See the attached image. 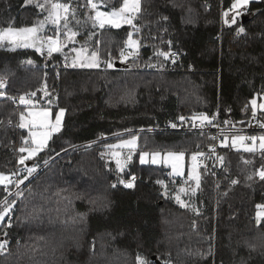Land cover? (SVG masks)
<instances>
[{"label":"trees","instance_id":"16d2710c","mask_svg":"<svg viewBox=\"0 0 264 264\" xmlns=\"http://www.w3.org/2000/svg\"><path fill=\"white\" fill-rule=\"evenodd\" d=\"M82 1L61 0L74 8L69 19L79 21L73 24L81 30L78 39L106 47L99 67L70 66L69 48L49 56L31 47L0 46V77H6L0 172L13 179L8 192L0 185V201H15L0 221V241H7L0 264H137L138 255L148 264H264V218L254 220L264 204L260 148L238 149L228 137L219 146L223 162L217 170L210 152L198 162L197 188L187 174L174 177L163 165L140 163V149L119 170L106 147L146 135L188 156L207 152L210 134L141 129L201 114L225 126L246 125L253 117L251 101L264 99V0L250 1L236 23L223 20L233 0H141L134 20L139 31L128 24L93 27ZM101 1L105 10L123 2ZM42 17L35 4L0 0V29L30 27ZM240 27L245 31L238 34ZM129 32L139 49L121 60ZM21 95L33 103L21 104ZM31 107L49 109L52 118L64 112L60 131L20 164L25 153L19 149L32 146L29 130L19 127L20 113ZM255 117L264 121V111ZM27 161L36 169L32 176ZM16 180H23L17 190ZM130 181L133 187H126ZM187 187L188 193L180 191Z\"/></svg>","mask_w":264,"mask_h":264},{"label":"snow or ice","instance_id":"6c2138e0","mask_svg":"<svg viewBox=\"0 0 264 264\" xmlns=\"http://www.w3.org/2000/svg\"><path fill=\"white\" fill-rule=\"evenodd\" d=\"M250 0H233V3L231 5V8L224 12L223 15L226 18L225 23H228L229 20L227 19L229 16V12H233L234 14L231 16V22L236 23V17L241 15L242 11L247 7ZM35 4V6L41 11L47 10L48 15L45 18L44 21H40L38 24H34L30 27H21V28H15L11 25L8 27H5L3 29H0V42H3L7 40L9 43L13 44L15 47H35L38 52L44 51L45 47H47L48 55L51 56L54 52H61L64 47V41L61 40L62 33L60 32V25L61 21H64L63 27L67 29L63 33L65 37H67L68 40L73 39L75 37L76 33L72 32L71 29L68 26L67 20L69 13L72 14L73 18L75 17V11L71 8L70 3H62L61 0H44L43 3L40 2V0H25V6ZM87 4L90 6V8L94 11L95 15L91 16L90 18L93 20V27H96L97 25L100 28H104L106 25H110L115 28H119L121 24H128L131 25L136 31H139V29H136V25L134 24V20L136 17L141 13L142 7H141V0H123L119 8H112L111 11H101L99 10L98 4L95 2V0H87ZM164 19H167L164 17ZM50 23L52 25L56 26V33L54 36H42L41 33L44 31L45 24ZM245 29L243 27H240L238 29V34L243 33ZM126 48L129 49H138V41L133 39V33H128V39L125 43ZM14 50V48H13ZM73 51H76L73 49ZM133 53L130 52L129 55H132ZM165 56V58H168L169 53H161ZM173 56L175 54H172ZM77 56L79 57V53H77ZM121 57L124 60H127V56H124L123 51H121ZM73 66H76V61L73 62ZM80 67H99V58L97 53L93 52L91 55V60L88 63L81 62L79 64ZM108 67H112V63L108 62ZM6 83V77H0V89H3ZM6 93L4 91H0V97L5 96ZM32 96H35V93H32ZM12 99H15L14 97ZM21 104H32L33 101L26 99L24 95H21L19 97ZM252 104V112L253 116H256L257 109L264 111V103H261L257 105V101L253 99L251 101ZM64 110L61 109L59 113L56 115V122L55 124H51L48 121V111H42L39 113H33L29 112V116L32 117L31 121H26L24 113H20V120L21 123L19 124V127L21 128H27L29 127V123H31L32 127H36L37 124L41 128H47L50 129L49 131H43V132H32L30 131V136L32 137V144L34 147H21L19 151L21 153L27 152V156H21L19 159L20 164H24L25 160L31 159L33 156H36L38 152H40L44 147L47 146V141L50 139L51 134L54 132L60 131L61 126V116L63 115ZM181 121L185 119V117L179 118ZM196 119L200 120L201 126H203L204 123H212L213 121L209 119L207 115L201 114L199 118L193 117V120ZM225 123H228V121H225ZM175 127L176 125H172ZM195 126V124H194ZM261 127L264 128V124H261ZM257 139H259V147L262 151H264V135L257 138L256 136L251 137H243V136H232V146L236 147L238 142L244 147L245 151L253 152L255 151V144ZM228 140V137L225 136L224 141H222V144H226V141ZM245 140H251L252 146L246 145L244 142ZM28 143V139L25 138V144ZM136 137L133 136L129 140H122L119 145H106L109 149H114L117 147H126L130 150H135L136 148ZM210 151L214 154L215 149L211 148ZM113 157H119L121 154L118 152H112ZM148 155V153H141L140 159L141 163H146L145 157ZM159 153H153L152 154V163H159L160 161L156 159L157 156H159ZM184 153L174 154V153H168V156H174L177 161H179L183 157ZM204 156V153L197 152L193 153V160L195 161L197 157ZM128 159H131V155L128 156ZM221 160V163L223 162V158H219ZM117 167L120 170H123V167L125 166L126 161H122L121 159H116ZM36 169L28 168L27 171L29 175L33 173ZM173 171L179 173V167L177 164L173 165ZM15 174H13L14 176ZM257 175L259 176L260 180L264 181V167H262L260 170H258ZM190 176L196 180L197 188L199 187L200 183V177L199 175H193L190 173ZM28 177H24V180H27ZM251 179V177H249ZM132 180H135V177L132 178ZM238 181L232 180L231 183L236 184ZM13 183V179L9 176L4 175L3 173H0V185L4 186V190L6 192L9 191L8 185ZM17 187L23 183V180H16L15 181ZM120 183H125L124 181H120ZM159 184H163V181H157ZM126 187H133V183L127 182L125 184ZM181 192H184L185 189L181 188ZM193 192L196 191V189H192ZM16 196L22 195L21 192L17 191L15 193ZM177 202H179L182 206H187L184 201L181 199L179 195L176 196ZM4 205L3 211L0 212V221H2L8 213L11 211L13 205L15 204V201L13 200L12 203H8L7 199L4 201H0ZM258 208L264 209V205H258ZM264 215L262 212L257 213L258 220L257 222H260V217ZM11 227V223L8 225ZM7 251V241H0V253H5ZM137 264H148V261L139 255L137 256Z\"/></svg>","mask_w":264,"mask_h":264},{"label":"rangeland","instance_id":"374dc122","mask_svg":"<svg viewBox=\"0 0 264 264\" xmlns=\"http://www.w3.org/2000/svg\"><path fill=\"white\" fill-rule=\"evenodd\" d=\"M84 1L85 0H83L82 2H84ZM250 1H252V0H250ZM95 2L98 4L99 10H101V11H111V10H105L104 9L105 3H103V1H101V0H95ZM88 8L89 9H87V11H86V18H87V20H89L91 22V24H93V20L90 17L91 16H94L95 13L90 8V6ZM73 10H74V8H73ZM243 11H242L241 15H245V13ZM42 14H43L42 19H39V21L36 24H38L40 21H44L45 18L47 17V15H48V12L47 11H43ZM233 14H234L233 12H229V16L227 18L229 21H231L230 18H231V16ZM241 15H239V16L241 17ZM69 17H70V13H69L68 20H67L68 26H69V28L71 29L72 32H75L76 33V35L71 40H68L67 37H65L64 35L61 36V40L64 41L63 50H64V48H69V56H68V63H69V65L70 66H73V62L74 61H76V66H73V67H78L77 65H79L81 62H83V63L90 62L91 55H92L93 52L97 53L98 58H99V65H100L101 64L100 61H103L105 59V55H106L107 52L105 53V51L103 49H106V47L104 45H101L102 48H99L98 49V47H101L100 44H98V46H94L87 39H78V34H79V32L81 30L80 29H78V30L74 29L75 26L73 24L76 25V24L79 23V21H78V23L77 22L75 23L74 22V19L73 18L69 19ZM225 19L226 18L223 15V20L225 21ZM63 24H64V21L62 20L61 21V25H60V32L61 33L62 32L64 33L65 31H67V29H65L63 27ZM121 25H123V24H121ZM50 28H55L56 29V26L55 25H52L50 23H46L45 24L44 31L41 33V35L42 36H45V37H47V36H54L56 31L53 32L54 30H52ZM90 37H91V34L88 35V38H90ZM133 39L136 40L135 38H133ZM138 44H139V42H138ZM0 46H7L8 48H17L13 44L9 43L7 40H5L3 42H0ZM31 48L36 50L35 47H31ZM73 49H75L76 51H73ZM138 49H139V46H138ZM138 49H129V48H127L124 51L123 50H121V51H123L124 56H134L137 53ZM46 50H47V47H45L44 51H42L43 54H44V52ZM121 51H120V54H121ZM126 51H128V53H126ZM130 52H132L133 54L132 55H129ZM77 53H79V57L77 56ZM121 60H124V59H122V57H121ZM108 62L109 61L106 62L107 65H108ZM90 68H92V67H90ZM0 91H4V89H0ZM1 98L2 97H0V99ZM254 99L257 101V105H259L261 103H264V99L263 100H260V101L257 98H254ZM45 110H47L48 113H49V115H48V121L51 124H55V122H56V115H57V113L60 112V110H58L57 113L55 114V117L52 118L51 117V112L47 108H35V107L27 108L26 109V113L24 114L26 121H31V119H32V117L29 116V112L39 113V112H42V111H45ZM258 111H259V108L257 109V112ZM62 117H63V115L61 116V120H62ZM27 129L29 130V134H30V131L39 133V132L49 131L50 130V129H47V128H41L39 126V124H37L36 127H32L31 123H29V127H27ZM232 136H240V135H232ZM132 137L120 139V140L112 143L111 145H119L122 140H129ZM135 137H136V145H137L136 148H135V150H130V149L126 148V147H123V148L117 147V148H114V149H109V151H108V158L110 160H112L115 163L116 166H117L116 159L119 158L122 161H126V163H125V165H126L128 163V161L131 160V159L130 160L128 159V156L131 155V158H132L134 151H136V149L137 150L140 149V155H139V161H140V163H141V159H140L141 153H148V155L145 157V160L147 162L144 163V164L163 165V166H165L166 168L169 169V173H170L171 176H174V177H183L185 174H187V176H189V178H192L190 176V173H192L193 175H199L198 157H197V159L195 161L193 160V153H197V152L190 153L187 156L184 151L177 150V149H173L171 147H169V148L163 147L162 145H160L158 143H155L151 139L146 138L147 137L146 135H144L142 137H139L138 135H135ZM231 137L229 138V141L232 144ZM30 139H31V142H32V137L31 136H30ZM223 141H224V139H223ZM252 143L253 142L250 141L249 143L246 142L245 144L248 145V146H252ZM256 143L258 145L257 147L260 148L259 147V140H257ZM31 147H34V145L32 144ZM236 147L238 149H244V147L239 142H238V144H237ZM112 152H118L121 155L119 157H113ZM181 152L184 153V155H183V157L179 161H177L174 156H168V153L179 154ZM153 153H159L160 154L159 156L156 157V159L160 161L159 163H152L151 162L152 161V158H153L152 157V154ZM27 155H28V153L25 152L24 156H27ZM27 160H29V159H27ZM31 164H32L31 161H27V163L25 165H28L27 168H31L30 167ZM174 164H177L178 165V167H179V173L173 171V165ZM219 165H220V163H219ZM3 174L12 178V175L11 174H7V173H3ZM27 176H30L29 173L27 174ZM193 181L196 182L195 179H193ZM19 187L20 186L16 187V190ZM189 190H190L189 187L185 188L186 193H188ZM262 205H264V204H262ZM258 212L264 213V209L258 208L256 210V213H255V216H254L255 222H257V220H258V217H257V213ZM262 218H264V215H262L259 219L261 220ZM46 235L49 237L50 236V233H47ZM64 238L66 240H69L70 241V236L64 235Z\"/></svg>","mask_w":264,"mask_h":264},{"label":"built area","instance_id":"2783aa9c","mask_svg":"<svg viewBox=\"0 0 264 264\" xmlns=\"http://www.w3.org/2000/svg\"><path fill=\"white\" fill-rule=\"evenodd\" d=\"M45 55H48L47 50L44 52ZM171 53L169 54V58L172 59L174 56ZM176 125L173 127L172 125L164 127H152V128H142V131H151L153 133H160L162 131H177L182 134H192V135H202L205 133L210 134L213 144L209 147L208 151L200 150V152L204 153V156L206 153L210 152L211 156L213 157V165L214 170H217L220 163V152H219V146L222 144L221 142L227 137H231L232 135H240L243 137H251L256 136L259 138L260 136L264 135V128L261 127V124H264V121L257 119L256 117H251L246 125H235V126H225L221 125L218 121V119L212 123H204L203 126H201L200 120L196 119L195 121L192 120H186L181 121L177 120L173 123ZM195 124V126H194ZM140 130V131H141ZM259 140V139H257ZM251 140H245V143H249ZM214 148L215 153L213 154L210 149ZM204 156L198 157V162H202Z\"/></svg>","mask_w":264,"mask_h":264},{"label":"water","instance_id":"95a60500","mask_svg":"<svg viewBox=\"0 0 264 264\" xmlns=\"http://www.w3.org/2000/svg\"><path fill=\"white\" fill-rule=\"evenodd\" d=\"M244 18H245V15H241V19H242V21L244 20ZM160 203H161V201H160ZM151 259L157 260V258H156L155 255H152V256H151ZM157 263H159V261H157Z\"/></svg>","mask_w":264,"mask_h":264},{"label":"crops","instance_id":"0c3cea01","mask_svg":"<svg viewBox=\"0 0 264 264\" xmlns=\"http://www.w3.org/2000/svg\"><path fill=\"white\" fill-rule=\"evenodd\" d=\"M255 146H256V147L258 146L257 143L255 144ZM256 147H255V148H256Z\"/></svg>","mask_w":264,"mask_h":264}]
</instances>
